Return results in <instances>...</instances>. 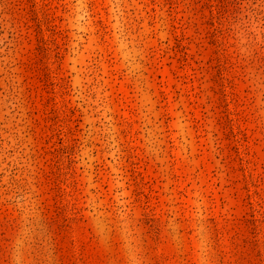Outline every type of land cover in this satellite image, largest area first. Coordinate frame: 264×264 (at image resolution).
<instances>
[{
    "label": "rangeland",
    "instance_id": "374dc122",
    "mask_svg": "<svg viewBox=\"0 0 264 264\" xmlns=\"http://www.w3.org/2000/svg\"><path fill=\"white\" fill-rule=\"evenodd\" d=\"M0 264H264V0H0Z\"/></svg>",
    "mask_w": 264,
    "mask_h": 264
}]
</instances>
